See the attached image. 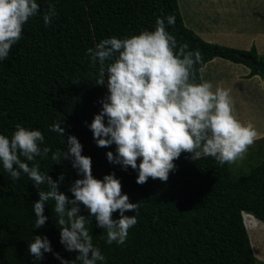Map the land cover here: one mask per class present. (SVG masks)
Returning <instances> with one entry per match:
<instances>
[{
  "label": "trees",
  "instance_id": "trees-1",
  "mask_svg": "<svg viewBox=\"0 0 264 264\" xmlns=\"http://www.w3.org/2000/svg\"><path fill=\"white\" fill-rule=\"evenodd\" d=\"M40 13L29 18L21 39L12 47L6 60L0 61V134L11 137L15 126L40 130L44 135L41 148L49 147L47 157H36L42 174L53 180L63 173L59 191L72 198L69 191L79 178L70 160L59 164L51 159L57 149L66 151V136L74 135L83 146V155L91 157L92 174L97 179L114 173L129 201L138 203L137 223L129 229L123 245L106 243V232L89 217L86 224L92 243L104 255L103 264H264L253 253L243 220V212L264 223V137L260 150L250 153V160L235 162L236 168L247 165L236 174L230 164H219L213 157L191 160L182 153L176 168L166 182L149 179L136 183L137 172L108 162L106 153L115 155V145L98 147L88 124L101 110L99 101L107 94L105 86L96 85L99 63L91 64L87 54L102 39L138 34L153 30L157 17H175L174 25H165L179 44L199 50L202 63L195 66L196 82H201L200 69L214 57L242 63L250 68L247 76L260 74L241 55L248 54L264 63V54L255 47L248 50L208 42L187 27L178 0H37ZM54 6L56 15L45 26L43 14ZM65 138L50 131L51 125L62 121ZM253 149H250L252 151ZM21 159H24L21 157ZM139 163V161L137 162ZM239 163L242 166H237ZM24 173L13 180L0 164V264H60L52 253L37 261L29 254L28 245L34 236H46L54 253L65 260L75 259L59 242L58 215L55 202L44 208L48 217L36 229L32 205L39 199L38 191ZM81 214L88 216L81 205ZM118 213L113 214V219ZM254 246V245H253ZM254 250L256 252L255 246ZM257 253V252H256ZM75 264H80L76 261ZM101 264V262H97Z\"/></svg>",
  "mask_w": 264,
  "mask_h": 264
},
{
  "label": "clouds",
  "instance_id": "clouds-1",
  "mask_svg": "<svg viewBox=\"0 0 264 264\" xmlns=\"http://www.w3.org/2000/svg\"><path fill=\"white\" fill-rule=\"evenodd\" d=\"M39 13L37 0H0V61L8 58L21 39L29 18ZM55 15L50 5L42 17L44 25L51 24ZM165 19L167 25L175 24L172 15L157 17L153 30L105 38L87 49L91 64L100 65L96 85L107 89L99 101L101 110L87 126L98 147L115 145V155L112 151L106 153L108 162L136 171L139 185L150 178L166 182L182 153L190 154L193 161L204 156L213 157L221 165L233 164L245 157L260 135L251 122L237 118L229 89L214 88L202 78L196 82L195 66L202 63V55L199 50H189L186 43L178 45L167 31ZM62 123L55 122L50 131L65 138ZM44 139L40 130L17 124L11 137L0 134V164L13 180L24 173L37 189L47 185V191L37 190L39 199L32 205L34 228L45 225L46 202L54 201L59 242L77 255L72 261L65 260L53 252L48 238L40 235L29 243V254L37 261L45 253H52L60 264H103L105 257L93 245L86 227L89 217H94L96 226L106 232L108 245H123L129 229L137 223L135 215L125 213L137 212L138 203L129 201L114 173L102 179L93 176L91 157L82 154L83 146L70 134L66 136L67 150L57 149L51 159L57 164L62 159L70 160L82 178L69 188L72 198L60 192L63 173L53 180L47 173L42 174L37 164L28 163L51 152L49 147L41 148ZM81 205L88 216L81 214ZM114 213L118 218L113 219ZM249 214L243 212V220Z\"/></svg>",
  "mask_w": 264,
  "mask_h": 264
},
{
  "label": "crops",
  "instance_id": "crops-1",
  "mask_svg": "<svg viewBox=\"0 0 264 264\" xmlns=\"http://www.w3.org/2000/svg\"><path fill=\"white\" fill-rule=\"evenodd\" d=\"M184 1L178 0V4L185 25L204 40L245 50L253 46L258 54H264V0H212L211 4L200 1L196 13L195 8L191 12L192 8L186 7ZM249 71L242 63L216 56L201 67L200 74L214 88L222 86L230 90L235 115L255 126L260 133L258 140L264 137V84L258 74L247 76ZM244 223L248 232L245 218ZM250 241L255 252L251 238Z\"/></svg>",
  "mask_w": 264,
  "mask_h": 264
},
{
  "label": "rangeland",
  "instance_id": "rangeland-1",
  "mask_svg": "<svg viewBox=\"0 0 264 264\" xmlns=\"http://www.w3.org/2000/svg\"><path fill=\"white\" fill-rule=\"evenodd\" d=\"M200 1H204V2L208 1L207 2L208 4H211V2H212V0H185L184 3L186 4L185 5L186 7H189L190 9L192 8L191 12L193 11V8H195L194 10H195V13H196V8L198 7V5H201ZM247 1H256V0H247ZM257 142L258 141H255L253 143V145L248 148V151H247L245 157L243 158L247 162V165H248L249 162H256L255 159L250 160V153H255V152L260 150V145L263 144V141L258 143V144H256ZM250 149H253V150L250 151ZM239 161L240 160H238L237 162H239ZM235 164L236 163L230 164V166H231L232 170L236 174L246 171V167H247L246 164H244V166H246V167H243L242 165L237 163L238 164L237 166H242L241 169H237ZM244 217H245L246 224H247V226L249 228L248 235L250 234L249 237L252 239V243L255 246V249H256V252H257V253H255L253 251V253L259 260L263 261L264 260V225H261L259 222L255 221L249 215H246ZM249 223L252 224V225L249 226L250 225ZM250 243H251V241H250Z\"/></svg>",
  "mask_w": 264,
  "mask_h": 264
},
{
  "label": "water",
  "instance_id": "water-1",
  "mask_svg": "<svg viewBox=\"0 0 264 264\" xmlns=\"http://www.w3.org/2000/svg\"><path fill=\"white\" fill-rule=\"evenodd\" d=\"M241 56L244 59L248 60L253 66H256L258 72L264 76V63L263 62L254 60L253 57L248 54H242Z\"/></svg>",
  "mask_w": 264,
  "mask_h": 264
}]
</instances>
